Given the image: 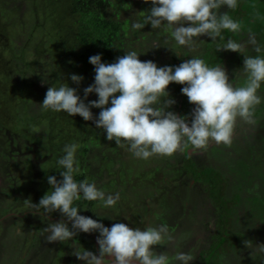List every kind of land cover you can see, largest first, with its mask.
<instances>
[{"label":"rangeland","instance_id":"rangeland-1","mask_svg":"<svg viewBox=\"0 0 264 264\" xmlns=\"http://www.w3.org/2000/svg\"><path fill=\"white\" fill-rule=\"evenodd\" d=\"M150 8L144 0H0V264H84L71 255L72 240L46 241L48 223L61 219L69 227L71 223L59 212L48 219L42 209L35 214L25 203L28 199L36 204L51 193L47 176L61 179L56 161L71 143L80 145L74 179L80 182L83 177L106 195L119 194L117 204L108 208L99 200L74 201L80 215L106 227L125 223L144 229L166 224L175 239L155 246V251L167 252L170 264H176L171 258L179 251L194 257L191 264H264V256L251 255L243 245L244 240L264 244V102L255 109L254 124L237 119L230 146L213 142L197 152L189 147L171 157L148 160L134 158L108 141L93 121L44 110L40 104L49 86L64 83L76 88L83 99V89L94 83L90 56L100 54L103 63H113L133 50L141 61L163 67L202 58L208 46H215L213 66L221 64L230 82L243 86V56L219 50L218 38L201 37L189 50L176 44L166 24L155 30L150 24L132 29L130 22L142 21ZM219 12H228L242 24L238 34L222 31L224 45L229 39L246 43L251 32L262 51L258 54L249 46L245 55L264 56V0H238L235 10L222 6ZM92 19L102 24L106 35L95 49L93 38L81 27ZM71 74L83 77L79 85L70 80ZM177 89L176 83L167 88L175 101L169 110L190 121L194 105L180 90L173 93ZM258 93L264 97V82ZM96 99L91 93L85 103ZM91 111L95 117L100 109ZM184 157L199 174L211 171V176L190 179L181 167ZM221 205L227 206L229 217L224 225ZM98 235L80 232L75 244L98 255ZM226 237L233 246L216 252Z\"/></svg>","mask_w":264,"mask_h":264},{"label":"clouds","instance_id":"clouds-1","mask_svg":"<svg viewBox=\"0 0 264 264\" xmlns=\"http://www.w3.org/2000/svg\"><path fill=\"white\" fill-rule=\"evenodd\" d=\"M144 2L151 3V8L142 21H131V28L141 30L150 24L155 30L166 24L176 44L189 50L195 48L201 37L223 39V30L238 34L242 28L228 12H219L222 6L235 10L238 0ZM249 46L258 54L262 51L251 32L246 43L229 39L219 49L243 56L244 83L240 87L230 82L221 64L209 67L202 58L192 57L178 66L158 67L152 60L141 61L133 50L117 57L113 63H103L100 54L90 56L88 62L94 66V83L83 89V99L76 88L64 83L58 88L49 86L40 104L44 110L62 111L69 116L79 115L84 121H93L96 128L103 129L108 141L137 159L171 157L189 147L197 152L213 142L230 146L237 119L254 124L255 109L264 102V97L258 93L264 82V56L245 55ZM70 80L79 85L83 77L71 74ZM170 83L182 85L181 94L194 105L190 121L189 117L169 110L175 104L167 91ZM91 93H95L97 99L85 103ZM92 108L100 109L95 117ZM79 147L71 143L62 149L64 154L56 161L61 179L47 176L52 189L50 194L46 192L36 204L25 200L28 208L36 210L35 214H40L42 209L48 219L52 213L59 212L71 223V227L64 219L48 223L44 228L46 241L72 240L74 251L71 255L84 264H105V261L108 264H170L167 252L155 251V246L170 244L175 239L166 224L148 225L144 229L130 228L125 223L106 227L98 220L79 214L73 204L81 198L103 201L105 208L116 205L119 200L118 193L106 195L95 183L74 179L75 153ZM80 232L99 234L96 238L98 255L76 246L74 238ZM243 245L251 255L264 256V244L254 245L251 240H244ZM171 260L176 264H191L194 257L179 251Z\"/></svg>","mask_w":264,"mask_h":264},{"label":"trees","instance_id":"trees-1","mask_svg":"<svg viewBox=\"0 0 264 264\" xmlns=\"http://www.w3.org/2000/svg\"><path fill=\"white\" fill-rule=\"evenodd\" d=\"M101 25L102 24L99 23L98 21H96L95 19H92V21H90V23L88 21L86 23H82L81 24V27L84 29L85 34H87V37L91 36L93 38L92 40L90 39V42H91V45H94V49H95V47H99V46L101 47L102 41L104 39H106V35L104 34L105 33L104 28ZM92 34H94V36ZM221 35L223 37L222 33H221ZM219 42H220V48H222L221 46H224V44H223L224 40L218 37V39L216 40V43H219ZM213 48H215V46ZM213 48L211 46H208V48L206 50V53L202 56V59L205 61V63L209 67H213L214 60H215V53L213 51ZM182 87H183L182 85L178 84V89L177 90H172L173 93H176V94L179 93L178 90L181 91ZM170 93L172 94V92H170ZM182 105H183V102L180 101V108L177 109L179 114H181ZM177 110L175 109V111H177ZM181 167L183 168L184 173H186V175L189 176L190 179H193L194 181H199V180L202 181V179L205 178V175L211 176V173H212L211 171H208V172L204 171L203 175L199 174L200 172H198L194 168V166L190 162L189 158H187V157H184L181 160ZM82 178H81V181H84ZM212 197H213V199L215 198L214 195H212ZM218 198L221 199V196H219ZM225 207L227 208V206L223 207L221 205V212H222L221 219H222V224L223 225L225 223H227V220L229 218V217L227 218ZM220 237H222V236L220 235ZM220 244L221 245L218 246V248L216 250V252H218V253H220L221 251H227L229 249V246L230 247L233 246V244L230 243V237H226V239L224 241H222V243H220ZM212 260L216 261V256L213 257ZM213 264H215V262Z\"/></svg>","mask_w":264,"mask_h":264}]
</instances>
